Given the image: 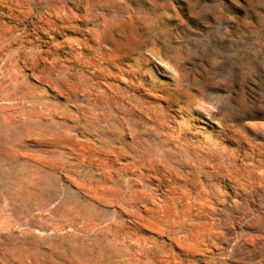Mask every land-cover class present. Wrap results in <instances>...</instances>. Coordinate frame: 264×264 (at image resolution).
Returning <instances> with one entry per match:
<instances>
[{
    "label": "rangeland",
    "instance_id": "1",
    "mask_svg": "<svg viewBox=\"0 0 264 264\" xmlns=\"http://www.w3.org/2000/svg\"><path fill=\"white\" fill-rule=\"evenodd\" d=\"M0 264H264V0H0Z\"/></svg>",
    "mask_w": 264,
    "mask_h": 264
}]
</instances>
